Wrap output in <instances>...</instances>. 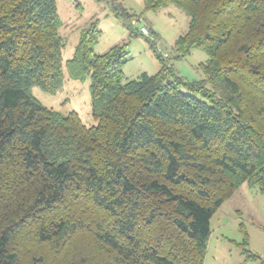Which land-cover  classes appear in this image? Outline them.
Masks as SVG:
<instances>
[{"label": "trees", "instance_id": "16d2710c", "mask_svg": "<svg viewBox=\"0 0 264 264\" xmlns=\"http://www.w3.org/2000/svg\"><path fill=\"white\" fill-rule=\"evenodd\" d=\"M144 2L190 23L171 60L149 40L159 71L129 80L127 44L95 54L97 21L65 62L57 0H0V264H204L221 206L264 194V0ZM195 49L191 81L174 63ZM65 70L91 80L96 125L33 95Z\"/></svg>", "mask_w": 264, "mask_h": 264}, {"label": "rangeland", "instance_id": "374dc122", "mask_svg": "<svg viewBox=\"0 0 264 264\" xmlns=\"http://www.w3.org/2000/svg\"><path fill=\"white\" fill-rule=\"evenodd\" d=\"M57 8L62 22L60 34L65 43L64 61L72 57L81 31L91 21H97L101 36L95 54L102 55L116 45L127 44L128 62L123 70L129 80L142 73L154 75L159 71L149 40L171 60L176 41L188 31L190 23L189 16L175 4L153 12L145 9L144 0H57ZM118 10L129 15L130 22ZM142 27L147 28L148 35L141 33ZM208 58L204 50L195 49L174 64L181 76L199 80L203 74L198 67ZM90 84V79H72L65 70L63 86L56 94H47L38 87H33L32 93L45 107L64 115L76 112L87 126H94ZM211 230L204 264H260L264 260V194L258 188L243 184L213 216ZM243 230L248 234L247 245ZM245 251L256 254L259 259L250 260Z\"/></svg>", "mask_w": 264, "mask_h": 264}, {"label": "built area", "instance_id": "2783aa9c", "mask_svg": "<svg viewBox=\"0 0 264 264\" xmlns=\"http://www.w3.org/2000/svg\"><path fill=\"white\" fill-rule=\"evenodd\" d=\"M141 33H142L143 35H148V34H149L147 28H145V27H142V29H141Z\"/></svg>", "mask_w": 264, "mask_h": 264}, {"label": "crops", "instance_id": "0c3cea01", "mask_svg": "<svg viewBox=\"0 0 264 264\" xmlns=\"http://www.w3.org/2000/svg\"><path fill=\"white\" fill-rule=\"evenodd\" d=\"M139 76H140V75H139ZM139 76H138V77H139Z\"/></svg>", "mask_w": 264, "mask_h": 264}]
</instances>
